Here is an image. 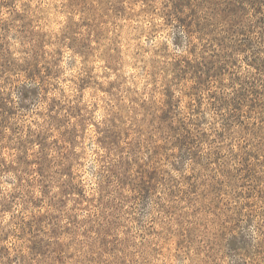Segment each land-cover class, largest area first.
<instances>
[{"label":"clouds","instance_id":"1","mask_svg":"<svg viewBox=\"0 0 264 264\" xmlns=\"http://www.w3.org/2000/svg\"><path fill=\"white\" fill-rule=\"evenodd\" d=\"M0 264H264V0H0Z\"/></svg>","mask_w":264,"mask_h":264},{"label":"rangeland","instance_id":"2","mask_svg":"<svg viewBox=\"0 0 264 264\" xmlns=\"http://www.w3.org/2000/svg\"><path fill=\"white\" fill-rule=\"evenodd\" d=\"M211 70H212V69H211V67L209 66V67H208V71L211 72ZM196 71H200V69L197 68ZM217 71H219V69H217ZM227 247H228V252H227V254L232 255L234 252H235L236 254H238L237 246H236V245H229V246H227Z\"/></svg>","mask_w":264,"mask_h":264}]
</instances>
